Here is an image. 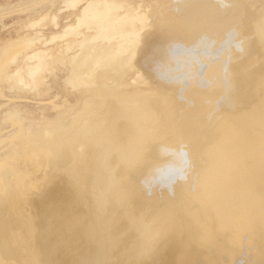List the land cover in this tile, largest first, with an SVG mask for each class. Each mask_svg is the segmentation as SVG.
<instances>
[{
  "label": "bare ground",
  "instance_id": "obj_1",
  "mask_svg": "<svg viewBox=\"0 0 264 264\" xmlns=\"http://www.w3.org/2000/svg\"><path fill=\"white\" fill-rule=\"evenodd\" d=\"M187 1L217 12L211 1ZM261 4L260 17L250 25L262 56H251L255 65L241 75L248 107L227 111L209 134L203 120L185 114L186 132L196 127L195 150L206 143L204 157H194L201 160L197 184L192 192L176 185L174 197L163 192L160 203L155 196L146 198L133 181L158 159L157 145L168 140L174 125L168 102L172 92L139 67L134 78L141 86L116 91L127 84L123 76L137 67L136 39L125 44L122 62H104L110 46L96 54L78 53L75 65L90 66L83 77L86 91L107 101L105 116L84 119L65 139L68 126L63 124L53 133H42L40 126L35 136L25 132L28 150L21 159L35 164L32 177L25 168L15 172L18 161L0 160V264H235L249 244L254 245V264H264ZM101 17L108 27L100 36L112 35L116 23L129 22L108 8ZM130 91L139 97L124 109L120 103L130 99ZM33 123L18 121L23 133ZM33 178L40 179L37 185ZM23 225L33 236L22 234Z\"/></svg>",
  "mask_w": 264,
  "mask_h": 264
},
{
  "label": "rangeland",
  "instance_id": "obj_2",
  "mask_svg": "<svg viewBox=\"0 0 264 264\" xmlns=\"http://www.w3.org/2000/svg\"><path fill=\"white\" fill-rule=\"evenodd\" d=\"M179 1L0 0L1 163L18 161L15 172L25 168L32 177L35 164L21 159L28 150L25 132L35 136L40 126L42 133H53L63 124L68 126L62 135L65 139L84 119L105 116L107 101L86 91L89 89L83 77L90 66L78 68L76 56L82 51L96 54L110 46L111 56L104 62H122L128 51L125 44L136 39L133 63L137 67L123 76L127 84L115 89L121 92L140 87L134 78L139 67L150 80L172 92L168 102L174 125L168 140L153 152L158 159L133 182L146 198L155 196L159 203L163 192L174 197L178 184L194 191L206 143L195 150L196 127L187 133L181 119L189 114L203 120L209 134L227 111L248 107L241 75L255 65L251 56H262L253 43L250 24L260 17L264 0L204 1L217 4L213 13L205 12L213 10L212 6L196 8L193 4L197 2ZM106 8L129 22L116 23L112 35L100 36L108 27L101 17ZM133 91L129 92L133 97L120 103L124 109L131 106L128 102L138 99ZM28 118L34 123L23 127V133L18 121ZM194 157L200 158L198 162ZM40 171L44 173L43 168ZM39 180L33 178L32 182L37 185ZM22 212L17 214L25 222L27 217ZM22 227L25 237L33 236ZM253 246L249 244V250L233 263L246 264L249 260L254 264Z\"/></svg>",
  "mask_w": 264,
  "mask_h": 264
}]
</instances>
